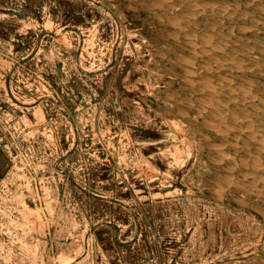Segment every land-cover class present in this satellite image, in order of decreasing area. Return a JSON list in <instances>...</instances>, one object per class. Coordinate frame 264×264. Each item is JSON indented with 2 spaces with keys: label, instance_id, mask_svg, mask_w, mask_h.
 Instances as JSON below:
<instances>
[{
  "label": "rangeland",
  "instance_id": "1",
  "mask_svg": "<svg viewBox=\"0 0 264 264\" xmlns=\"http://www.w3.org/2000/svg\"><path fill=\"white\" fill-rule=\"evenodd\" d=\"M263 190L264 0H0V264H264Z\"/></svg>",
  "mask_w": 264,
  "mask_h": 264
},
{
  "label": "bare ground",
  "instance_id": "2",
  "mask_svg": "<svg viewBox=\"0 0 264 264\" xmlns=\"http://www.w3.org/2000/svg\"><path fill=\"white\" fill-rule=\"evenodd\" d=\"M240 1V0H239ZM242 1V0H241ZM128 2V1H127ZM155 3V2H154ZM258 3V2H257ZM253 4V3H252ZM216 5V4H215ZM218 5V4H217ZM263 5V4H262ZM174 6V5H173ZM212 6V5H211ZM244 6V5H243ZM257 6V5H256ZM232 7V6H231ZM252 7V6H251ZM217 8V7H216ZM244 8V7H243ZM210 10V9H209ZM244 11V10H243ZM228 14V13H227ZM238 16V15H237ZM260 16V15H259ZM262 16V15H261ZM205 17V16H204ZM257 19H259V18H257ZM168 20V19H167ZM211 20V19H210ZM145 23V22H144ZM147 23V22H146ZM150 23H152V22H150ZM243 23V22H242ZM236 25V24H235ZM261 25V24H260ZM175 27V26H174ZM193 27V26H192ZM236 27V26H235ZM260 28V27H259ZM218 29V28H217ZM236 29V28H235ZM249 30V29H248ZM160 32V31H159ZM246 32V31H245ZM184 34V33H183ZM252 34H253V32H252ZM166 35V34H165ZM239 35V34H238ZM263 35V34H262ZM195 36V35H194ZM233 37V36H232ZM250 37H251V35H250ZM216 41V40H215ZM209 42V41H208ZM207 42V43H208ZM171 44V43H170ZM173 44V43H172ZM211 46V45H210ZM244 47V46H243ZM230 48V47H229ZM263 49V48H262ZM174 57V56H173ZM262 58V57H261ZM181 61V60H180ZM170 64V63H169ZM190 64V63H189ZM176 68V67H175ZM253 69V68H252ZM258 69V68H257ZM262 69V68H261ZM256 70V69H255ZM235 73V72H234ZM224 74H225V72H224ZM241 75H242V73H241ZM250 76V75H249ZM258 76V75H257ZM211 79V78H210ZM262 79V78H261ZM251 82V81H250ZM219 83H221V82H219ZM178 85V84H177ZM234 85V84H233ZM256 87V86H255ZM254 91V90H253ZM242 92V91H241ZM212 95V94H211ZM214 95V94H213ZM249 96V95H248ZM222 98V97H221ZM261 100V99H260ZM240 101V100H239ZM261 104V103H260ZM213 106V105H212ZM213 107H215V106H213ZM204 109V108H203ZM204 110H206V109H204ZM177 111V110H176ZM202 111V110H201ZM232 112V111H231ZM181 113V112H180ZM260 113V112H259ZM213 115V114H212ZM216 115V114H215ZM217 116V115H216ZM221 116V115H220ZM230 117V116H229ZM238 119V118H237ZM214 122V121H213ZM215 123V122H214ZM218 124V123H217ZM225 124V123H224ZM229 124V123H228ZM243 124V123H242ZM251 124V123H250ZM215 125H216V123H215ZM249 125V124H248ZM245 126V125H244ZM251 126V125H250ZM210 127V126H209ZM212 129H213V127H212ZM216 129H217V125H216ZM219 130H220V128H219ZM220 132V131H219ZM221 133V132H220ZM222 133H223V131H222ZM247 134V133H246ZM218 136V135H217ZM243 137V136H242ZM218 139H220V138H218ZM247 139V138H246ZM208 142V141H207ZM241 142V141H240ZM256 142V141H255ZM242 143V142H241ZM232 144V143H231ZM235 144V143H234ZM262 148V147H261ZM225 150V149H224ZM215 151V150H214ZM244 152V151H243ZM224 153V152H223ZM226 154V153H225ZM224 154V155H225ZM221 155V154H220ZM223 155V154H222ZM226 157V156H225ZM238 157V156H237ZM222 158V157H221ZM239 159V158H238ZM262 160V159H261ZM219 161V160H218ZM221 161V160H220ZM219 161V162H220ZM252 162V161H251ZM252 167V166H251ZM254 167V166H253ZM217 171V170H216ZM215 172V171H214ZM216 173V172H215ZM237 174V173H236ZM239 174V173H238ZM249 174H250V172H249ZM216 176V175H215ZM208 178V177H207ZM211 179V178H210ZM214 180V179H213ZM229 182V181H228ZM258 183V182H257ZM234 184V183H233ZM255 185V184H254ZM201 186H204V185H201ZM256 186V185H255ZM232 188V187H231ZM234 189V188H233ZM208 190V189H207ZM264 191V190H263ZM206 194V193H205ZM263 194H264V192H263ZM222 195V194H221ZM211 197H212V195H210ZM227 196V195H226ZM221 197V196H220ZM210 198V197H209ZM228 198V197H227ZM230 199H231V197H230ZM234 200V199H233ZM261 202V201H260Z\"/></svg>",
  "mask_w": 264,
  "mask_h": 264
}]
</instances>
